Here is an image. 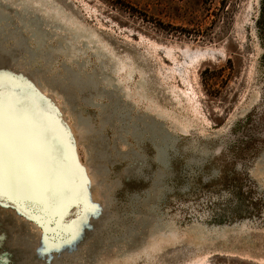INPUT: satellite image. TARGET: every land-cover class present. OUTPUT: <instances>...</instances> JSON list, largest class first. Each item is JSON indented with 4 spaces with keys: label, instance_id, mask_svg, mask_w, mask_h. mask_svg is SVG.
I'll return each instance as SVG.
<instances>
[{
    "label": "rangeland",
    "instance_id": "rangeland-1",
    "mask_svg": "<svg viewBox=\"0 0 264 264\" xmlns=\"http://www.w3.org/2000/svg\"><path fill=\"white\" fill-rule=\"evenodd\" d=\"M49 1L63 16L98 35L124 64L121 73L113 71L123 101L113 118L101 124L109 103L105 96L93 104L74 88L49 84L47 78L65 74L63 53L56 51L49 59L29 56L30 51L45 49V54L57 48L63 30L49 26L43 47L23 30L28 52L17 53L13 66L43 70L47 86L39 96L25 85V75L23 81L11 82L29 109L21 153L31 148V141H40L46 151L42 158L49 160L45 163L53 171L54 165L60 168L55 176L51 173L62 181L61 187L54 184L61 197L51 207L63 208L68 187H79L78 176L63 143L52 140L42 111H33L32 99L38 96L45 103L52 96L63 110L56 117L64 129L74 124L75 113L91 118L94 129H103L104 139L98 134L87 137L72 150L82 167L94 159L89 149L104 151L94 162L106 174L100 198L107 199L108 213L96 218L70 199L68 223L83 219L76 250L65 253L51 247L39 252L40 232L53 246L70 243L74 232L56 228L63 219L58 213L44 226L33 218L26 221L15 203L40 215L39 203L2 196L0 264H264V0ZM12 9L14 25H0V51L6 55L14 46L9 29L21 25L20 6ZM85 46L77 61L86 63L88 72L97 70L99 59ZM8 59L0 57V71H8ZM7 84L6 96H14ZM138 118L139 134L134 128ZM153 122L159 130L156 137L146 129ZM41 153L34 154L40 158ZM138 240L142 247L134 250ZM95 251L103 256L96 252L92 257Z\"/></svg>",
    "mask_w": 264,
    "mask_h": 264
},
{
    "label": "bare ground",
    "instance_id": "bare-ground-1",
    "mask_svg": "<svg viewBox=\"0 0 264 264\" xmlns=\"http://www.w3.org/2000/svg\"><path fill=\"white\" fill-rule=\"evenodd\" d=\"M13 5H19L21 8V12H20V15H21L20 16V19H21L20 23H21V25L19 24L18 25L19 27H17V29L15 28L16 26L14 28L9 29V36L12 38V40H14V46L8 55L3 54L0 51V57H2V58L4 57L6 59V56H7L8 58H10V59H8L10 61V65H9L10 68L8 69L7 72L12 74V76L14 77V81H21L20 80L21 75H25L26 81H27L25 83V85L28 87H32L35 91L39 92V94L38 93L37 94L40 96V92H41L42 88L47 86V85H45L46 84L44 82L45 80L42 77L43 70H34L32 72H26L23 70L24 68L22 67V65L18 66V68H14L12 62H14V60H15L14 59L15 55L17 53L19 54L20 51L28 52L27 40H26L27 38H26V36L23 35V30L29 31L31 36L33 37V39L36 41L37 45L40 47H43L47 44V39L49 38V35H50L47 31V28L49 26L50 27H58L61 30H63V33L59 35V38H58L57 42L55 43V45L57 44V46H55L57 48L54 49V48L50 47L51 50L45 52V54H44L45 49L43 50V52L41 50H39V51H41V53H39L38 51H30L29 56L31 58H33V57L37 56V54H39V55H41V57L43 55L45 57V59H49L54 53H56V51L63 53L65 55V57L67 58V64H66L67 67L64 68L65 74L63 77H59V79L54 78V80H53V79L47 78V80L50 82L49 84H58L63 89H64V85H66L67 87H70V88H74L75 90L81 92V94L84 96V99L87 102H90V103L92 102L93 104L95 103L94 102L95 99L97 100L99 96L100 97L105 96L108 99L109 103H106L105 106L103 107L105 109H104V112L101 113L102 118H101L100 123L104 124L108 118L112 119L114 116L113 114H116V112H118L120 105L122 104L121 102L123 101L122 92H121L122 88H121L120 84L118 83V81H119L118 78L114 77L113 71L115 72V74H117L120 70H122L123 66L121 67V64L122 65H124V64L119 62V61H116V59L113 58L114 56H112L110 54V52H112V51L108 52L106 45H104V44L102 45L103 42L99 39V37H97L98 35L96 36L94 33L92 34L90 31H87L85 28L81 27V25H79L78 23L73 22L74 20L72 21L71 19L63 16L61 10H59V9L57 10V7H55V5L53 3H50L49 0H0V25L5 24L9 27L11 25H14V21H13V17H12V15L14 14L13 13L14 11L12 9ZM79 42H82V43L78 44ZM80 45L81 46L82 45L89 46V48L91 47L93 49L94 53H96V56L98 57L99 62H100V66L97 70L88 72V70L86 68V63L83 65H80L78 63L77 56L81 51H83L82 47ZM66 58H65V60H66ZM74 64L76 66H74ZM12 72L15 74V76ZM44 73H45V71H44ZM119 73H121V72H119ZM25 77H23V78L25 79ZM21 79H22V77H21ZM22 81H23V79H22ZM101 83H103V87H106L107 89H103V87L101 88L100 87ZM8 84L10 85L9 88L11 87L10 92H12V94L15 97H19L20 94L17 90L18 87L13 86L12 83H8ZM5 95H6V93H5ZM48 97L49 98H48L47 102H45V103L42 102V100H40V98L38 96H36L35 99H32L33 111H35V109H39L42 111L41 115L39 113L38 114L35 113L36 115L34 117L38 118L39 115L44 116V119L46 120V127L51 132L50 136H51L52 140L54 142L59 141L60 143H63V145L65 147V151L67 153L69 163L72 165L74 171L77 173L79 187H78V184H76V183H75V186L74 185L73 186L71 185L69 187L67 186L70 189V191L67 192V200H64L65 201L64 207L61 208L62 205H60L61 203L63 204V202L58 204V206L60 205V207H56V208L51 207L50 203H52V202L47 200L42 195V193L47 192L48 190L56 191L58 189V187H61L62 181L59 180V178H58L59 175H57L56 178H54L52 176V175H54L53 173H55L54 171H56L55 168H59V167L58 166L56 167L54 165L55 168L53 171L51 165L50 166L47 165L48 159L46 158L47 160H45L42 158L45 155L46 151L45 152L43 151L42 145L40 144V141L38 142L35 139V140L31 141V143H32L31 148L28 149L27 151H24V153L23 152L21 153V154L25 155V158L24 159L20 158L19 165H20V170H21L22 176H26V177L30 178L36 184L37 190H36L35 194L30 199L39 203V205H40L39 208L41 210L40 212H42V213L40 215L36 214L37 212L34 214L32 211L26 210L25 208L21 207V204H18V203H15V204L18 207L22 208V211L26 214V216H27V218L25 219L26 221H29V218H33L36 221L37 220L40 221L38 224L42 223L43 226H44V223L48 224V222L50 221L49 216H55L54 214H56V213L60 214V216L63 219L61 220L59 218L61 220L60 221L61 223L59 222L57 224L58 226L56 228L61 229V227L64 226V228L66 227L67 229L72 230L74 232V233L73 232L72 233L75 234V238L74 239L71 238L70 239L71 242L68 244L66 242H64L65 244L63 243V244H60L58 246L57 245L53 246L52 244L49 245L50 243L49 244L47 243V241L45 240V235L40 232V235L42 238H41V243H39L37 250L39 252H43V251L46 252L47 250H50L51 247L52 248L57 247V248H61V250L65 251V253H73L77 247L75 245L76 239H79V237L82 234V227H81L82 223L81 222L83 219L76 220L77 219L76 218L74 221L71 220V222L68 223L67 218H68V212L70 211L69 206H71L70 205L71 200L76 201L77 204H79V205L84 204L87 208L86 212L89 214L92 213L93 215L95 214L96 218H101L104 214L106 215L108 213L106 211V209H108V204H107V199L105 197H104V199L100 198L103 191H104L102 183L104 182V177L106 176V174H105L103 167L101 168L100 165L98 164V162H94L97 157H103L104 156V151L99 150L98 147H97L98 150L95 148V151H93L92 149H89L92 152H94V155L92 153V155L94 156V157H92V159L93 158L94 159H93V161L91 159H89L87 166L85 165L82 167L76 163L75 156H74V153L72 150V146L75 142L82 140V139H85L87 137H91L94 139L95 135H97V134H98L97 136L99 139H104V138H103V134L101 131L102 128L98 130V127H97V130H98V133H97L96 128L94 129V125H92L93 123L91 121V118H88V117L86 118L81 112L75 113L74 124L70 127V129L69 128H65V129L62 128L60 126V124L57 120L58 118L56 116L58 113L61 114L63 112V110L57 106L56 101L53 99L52 96L49 95ZM42 98H44V97H42ZM101 105H103V104H101ZM118 119H120V118L118 117ZM122 119H124V117H122ZM29 121L31 122V120H29ZM139 121L140 120L138 118L134 122V128H135L136 133L139 131V129L142 126V124L137 123ZM146 129L150 130V133L152 134L153 137H156L158 135V131H159L158 126L154 122L151 123V126H148V128L146 127ZM39 131L40 130H38V132ZM41 131H43V130H41ZM138 134H139V132H138ZM26 136H28V135H26ZM44 140H45V136H44ZM44 140L42 139V141H44ZM46 143H48V142H46ZM86 144L88 145V143H86ZM100 144H101V142H100ZM94 145H96V144H94ZM46 146H47V144H46ZM101 146H102V148H104V142H102ZM59 149H60V147H59ZM50 150H53V148ZM38 151L40 153L42 152L40 154V158H37L34 154L35 152L37 154ZM5 152H7V145H5L4 153ZM43 152H44V155H43ZM51 156H53V155H51ZM49 159H51V158H49ZM43 161H44V164L42 163ZM45 162H47V163H45ZM2 163H3L4 171L6 173L7 172V166H8V157L7 156H5V157L3 156ZM58 165H61V164H59V162H58ZM51 173H52V175H51ZM68 173H69V171H68ZM54 184H58L59 186L54 188L55 187ZM63 186H64V184H63ZM61 189L63 190V187ZM3 197L5 199H9L7 196H3ZM58 197H57V200L61 197V195L59 198ZM0 200L2 202V199H0ZM10 200L16 202V199H10ZM25 201H26V199H25ZM34 201H32V203ZM29 202H31V201H29ZM54 202L57 203V201H54ZM35 205H37V204L35 203ZM5 208H7V207L5 206ZM108 216H109V214H108ZM93 220H95V219H93ZM38 224L36 222L32 223V225H34V228L35 227L39 228ZM54 229H55V227H54ZM24 235L26 236V234H24ZM171 239H172V236H171ZM175 240H176V238H175ZM166 242H167V240H166ZM134 245H136V244H134ZM141 247H142V242H141V240H138L136 247H134L135 248L134 250H136L138 248H139L138 250H140ZM144 247H146V248H144L143 250H147V246H144ZM129 250H130V247H129ZM156 250H158V249H156ZM96 252L97 251H95L94 254ZM98 252L96 254H98ZM96 254H95V256L93 255L92 257L95 258L97 256ZM98 255L101 256L102 254L101 255L98 254ZM106 257H108V256H106ZM93 260H95V259H93ZM95 262H96V260H95Z\"/></svg>",
    "mask_w": 264,
    "mask_h": 264
},
{
    "label": "snow or ice",
    "instance_id": "snow-or-ice-1",
    "mask_svg": "<svg viewBox=\"0 0 264 264\" xmlns=\"http://www.w3.org/2000/svg\"><path fill=\"white\" fill-rule=\"evenodd\" d=\"M14 81L9 72L0 71V197L9 199H30L36 192V184L30 178L22 176L19 160L21 146L25 143L23 124L28 118L29 109L23 101L14 96L5 95V85ZM7 145L8 166L5 173L3 168V156ZM42 195L54 202L59 193L48 190ZM75 238V234L71 237Z\"/></svg>",
    "mask_w": 264,
    "mask_h": 264
}]
</instances>
